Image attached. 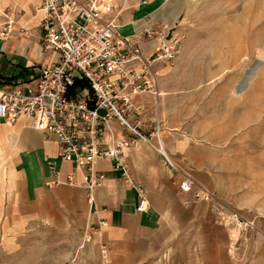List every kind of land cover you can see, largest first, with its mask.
Listing matches in <instances>:
<instances>
[{"label": "crops", "instance_id": "1", "mask_svg": "<svg viewBox=\"0 0 264 264\" xmlns=\"http://www.w3.org/2000/svg\"><path fill=\"white\" fill-rule=\"evenodd\" d=\"M40 1L0 0V29L8 18L13 20L7 36L0 37V89L35 85L39 67L52 57L42 45ZM105 1L111 17H119L118 32L137 34L146 53L154 48L146 28L178 23L167 15L172 7L169 0ZM152 98L139 96L143 104L149 102V119ZM114 126L121 133L117 123ZM142 126L145 136L153 131L147 122ZM123 136L134 140L125 150L132 182L114 168L113 160L103 159L96 168L105 172L106 179L89 192L83 185V169L60 158V145L53 134L38 130L26 117L14 123L0 117V243L16 247L21 243L15 238L21 234H39L49 226H72L79 234L92 233L100 246L105 244L112 260H129V264L264 260V218L242 214L255 222L254 229L226 220L210 202L194 201L191 194L182 192L180 174L171 177L163 155L145 139L127 130ZM163 142L176 165L210 189L215 182L214 166L209 156L201 157L197 131H170ZM49 160L59 171L60 183L49 173ZM68 175L76 184L66 182ZM141 192L149 200L143 212L137 211Z\"/></svg>", "mask_w": 264, "mask_h": 264}, {"label": "rangeland", "instance_id": "2", "mask_svg": "<svg viewBox=\"0 0 264 264\" xmlns=\"http://www.w3.org/2000/svg\"><path fill=\"white\" fill-rule=\"evenodd\" d=\"M169 1V20L178 23L159 31L178 37L179 49L157 63L162 95L152 98L150 119L144 103L142 124L154 130L159 122L163 136L197 131L201 157L214 166L210 190L224 209L264 218V0ZM24 235L15 238L20 246L0 243V264H129L109 252L104 258L92 233L72 226Z\"/></svg>", "mask_w": 264, "mask_h": 264}, {"label": "built area", "instance_id": "3", "mask_svg": "<svg viewBox=\"0 0 264 264\" xmlns=\"http://www.w3.org/2000/svg\"><path fill=\"white\" fill-rule=\"evenodd\" d=\"M39 9L43 12L42 45L52 57L39 67L35 85L0 89V117L9 123L26 117L38 130L53 134L60 145V158L83 169V185L89 192L106 179L105 172L96 168L103 159L113 160L114 168L132 182L125 150L134 140L123 136L127 130L163 155L166 172L171 177L180 174L179 187L192 200L215 202V210L225 214L226 220L254 229V221L224 209L212 190L176 165L165 150L159 122L148 136L141 133L145 106L139 96L161 97L156 66L175 58L179 38L167 39L169 30L146 28L147 37L154 42L153 50L146 53L137 34L118 32L119 17H111L105 0H41ZM12 23L8 18L0 37L7 36ZM77 78L86 80L87 87L77 86ZM48 169L54 182L60 183L54 161H48ZM66 182L76 184L72 175ZM148 207L149 200L141 192L137 211ZM102 253L104 258L108 256L105 244Z\"/></svg>", "mask_w": 264, "mask_h": 264}, {"label": "trees", "instance_id": "4", "mask_svg": "<svg viewBox=\"0 0 264 264\" xmlns=\"http://www.w3.org/2000/svg\"><path fill=\"white\" fill-rule=\"evenodd\" d=\"M77 79H78L77 82H76V85L77 86H81L83 88L87 87L88 82L86 80H84L82 78L81 79L80 78H77Z\"/></svg>", "mask_w": 264, "mask_h": 264}, {"label": "bare ground", "instance_id": "5", "mask_svg": "<svg viewBox=\"0 0 264 264\" xmlns=\"http://www.w3.org/2000/svg\"><path fill=\"white\" fill-rule=\"evenodd\" d=\"M164 135V134H163ZM163 144H164V142H163Z\"/></svg>", "mask_w": 264, "mask_h": 264}]
</instances>
